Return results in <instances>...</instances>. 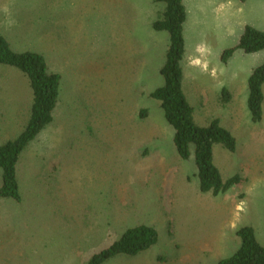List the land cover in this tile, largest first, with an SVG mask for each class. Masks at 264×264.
Returning <instances> with one entry per match:
<instances>
[{"label":"rangeland","instance_id":"rangeland-1","mask_svg":"<svg viewBox=\"0 0 264 264\" xmlns=\"http://www.w3.org/2000/svg\"><path fill=\"white\" fill-rule=\"evenodd\" d=\"M223 1L184 3L183 66L199 55L213 68L202 73L209 96L221 85L233 96L228 107L212 101L194 111L197 125L216 118L236 140L232 153L214 146L213 161L223 180L240 176L241 183L212 196L199 191L193 156H177L172 129L148 97L163 84L169 44L151 27L162 3L0 0V34L11 50L41 54L61 77L53 122L17 162L20 202L0 198V264H86L139 224L154 227L158 243L107 264H217L239 248L236 231L245 226L264 246V86L260 123L246 104L247 80L264 51L221 61L264 17L253 9L235 15L239 1L225 8ZM32 100L27 76L0 64V146L28 123ZM143 109L148 117L140 121Z\"/></svg>","mask_w":264,"mask_h":264},{"label":"trees","instance_id":"trees-1","mask_svg":"<svg viewBox=\"0 0 264 264\" xmlns=\"http://www.w3.org/2000/svg\"><path fill=\"white\" fill-rule=\"evenodd\" d=\"M162 3L164 9L153 21L151 27L156 32H166L169 44L166 58L159 73L163 84L150 92L148 97L158 102L165 122L171 127L173 144L177 156L187 161L194 159L199 191L203 194L218 196L241 183L240 176L223 180L213 161V148L220 145L232 153L236 149V140L221 126L216 118L206 126L197 125L194 109L188 103L182 87L181 60L184 53L183 24L186 12L182 0H155ZM244 2L245 0H240ZM246 54L264 51V33L246 27L238 44L224 50L221 61L225 63L234 51ZM0 64L11 66L24 73L33 95L30 119L20 134L0 146L1 185L0 198L20 202L16 166L25 148L53 122L58 105L61 77L49 70L45 58L36 52L17 53L11 50L9 43L0 34ZM264 86V63L255 68L247 80V109L250 120L258 124L262 120ZM220 103L228 105L232 96L225 89L220 91ZM140 121H145L148 111L137 113ZM193 154H192V151ZM240 238L239 248L229 257L217 264H264V246L256 239L254 230L241 227L236 231ZM159 235L154 227L139 224L122 231L120 237L111 245L94 254L86 264H107L119 257L133 258L150 250L158 243Z\"/></svg>","mask_w":264,"mask_h":264},{"label":"crops","instance_id":"crops-1","mask_svg":"<svg viewBox=\"0 0 264 264\" xmlns=\"http://www.w3.org/2000/svg\"><path fill=\"white\" fill-rule=\"evenodd\" d=\"M185 1L190 2V0H182L183 6H184L185 12H186V20H185V22L183 24L184 51H185V36H184L185 27H187V25H186L187 23L186 22L189 21L188 13L186 11V7H185V4H184ZM220 1H223V0H220ZM233 1L234 0H225V1H223L224 2V8H225V6H227V7L231 6ZM237 1H239L238 2L239 6L237 7V9L233 10V11H230V12H234L235 15L238 12L239 13H242V12H246L247 13L250 9H253V16L254 17H264V0H245L244 2H241L240 0H237ZM258 10H261V11L254 12V11H258ZM220 12H225V11L222 10V4L220 5ZM263 22L264 21H257L256 19H254L252 27L257 29L258 31L264 32V24H263ZM211 30H210V32H211ZM237 41H238V39L236 40L235 45H233L232 47L226 48L224 50L234 48L238 44ZM223 51H222V53H223ZM236 51H240V50H236ZM236 51H234L233 54ZM233 54L228 59L229 60L228 62L231 61V58H232ZM183 55H184V53H183ZM248 55H250V54H248ZM252 57H253V54H252ZM185 61H186V66L184 67L183 66V57H182V60H181V63H180L181 71H182V87H183L184 95H185L188 103L194 109V111L198 110V108H200V111H205L204 108L207 107L209 105V103L212 102V101H213L214 105H219L222 108L228 107L231 104H233V102L231 100V102L228 105H225V106L221 105L219 97H220V89H221L222 85L220 86L218 92L214 91V92H217V93L213 92L211 97L209 96L208 91H209V89L211 87V83L202 79V77H203L202 73L203 72H207L206 70H208L209 68H210L209 70H213L212 67H208V65H209L208 63H206L205 61H201L199 55L197 57L193 58V56L191 54L187 56ZM226 66H227V64L225 65V67ZM252 69H253V66L251 67V70ZM192 70H195V73ZM198 73H200L202 76H198L197 75ZM246 79H247V77H246ZM232 99H233V96H232ZM191 101L193 102V104H195V103L197 104V105L195 104L196 107H193V105L191 104ZM211 119H210V121H211ZM25 126L26 125H24V127ZM0 176H1V172H0Z\"/></svg>","mask_w":264,"mask_h":264}]
</instances>
